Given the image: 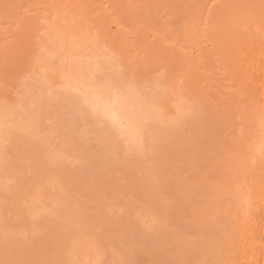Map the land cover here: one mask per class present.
Returning <instances> with one entry per match:
<instances>
[{
    "label": "rangeland",
    "instance_id": "obj_1",
    "mask_svg": "<svg viewBox=\"0 0 264 264\" xmlns=\"http://www.w3.org/2000/svg\"><path fill=\"white\" fill-rule=\"evenodd\" d=\"M29 49L26 55L31 53ZM24 57L20 55L17 65ZM120 58L116 55L99 63L98 81L103 78L104 83L118 88L137 83L142 89L147 87L143 91L150 89L149 96L146 92L145 98L154 109L149 111H157L164 93L159 74V78L147 76L151 78L148 80L141 76L148 84L143 81L144 87L139 86L140 75H133L139 80L132 77L133 73L134 80L129 79V71L125 76L126 67L131 65L121 63ZM16 66L12 76L9 74L6 90L1 88L5 92L0 89V113L13 109V120L23 124L8 136L0 155V264H75L73 255L82 254L87 240L102 252V264H114L121 254L132 264H205L207 259L224 264L227 244L224 250L220 245L227 243L233 221L227 212L229 197L219 192L226 189L227 178L235 177L230 170L236 160L234 154L230 155L239 125L232 126V132L223 115L218 118L219 111L199 104L194 111L175 117V124L169 120L168 125L153 122L151 128L157 133L152 131L151 139H155H148L156 141L152 156H122L111 130L100 124L98 127L90 115H83L75 99L57 90L49 94L39 89V79L20 77L25 72H18L20 66L18 71ZM20 78L26 79V85L19 87V94L14 84L21 85L22 80L15 81ZM152 104L158 105L154 108ZM220 121L228 129L225 125L223 129ZM230 140L234 143L227 144ZM109 145L112 150L106 151ZM36 192L44 193L38 207L32 204L36 211L30 213L28 208ZM153 218L158 224L150 227ZM210 263L207 260L206 264Z\"/></svg>",
    "mask_w": 264,
    "mask_h": 264
},
{
    "label": "bare ground",
    "instance_id": "obj_2",
    "mask_svg": "<svg viewBox=\"0 0 264 264\" xmlns=\"http://www.w3.org/2000/svg\"><path fill=\"white\" fill-rule=\"evenodd\" d=\"M26 46L33 49L27 48L31 49L29 55H26ZM20 55L26 58L17 65ZM116 55L121 57L120 62L131 65L123 63L127 66V71L123 67L125 74L130 73V76L129 73L125 75L129 79L133 75L147 79L159 74L160 87L164 86V95L158 101L160 108L156 104L155 112H151L154 109L150 108L148 97L149 103L146 102L145 94L150 90L143 91L147 88L142 85L146 79L141 78L139 84L144 89L138 87V83L120 88L125 94L120 115L126 126L139 132L144 142L142 153L128 152L119 143L122 156L137 154V158H142L149 156L151 150L154 153L156 141L148 139L157 133L151 128L155 121L162 124L169 120L168 123L175 124V117L187 113V105L192 101L196 105L213 106L214 111L220 112L215 113L218 118L222 114L225 122L231 125L232 132V126H240L237 127L240 136L234 135L238 139L234 147L231 145L234 153L227 149L236 160L230 167L235 177L229 174L225 180L226 189L222 188L226 194L219 192L230 200L227 212L233 221L232 239L229 234L230 241H226V237L227 243L220 245L223 244L224 250L227 244L228 253L217 251V254L224 255V264H264V0H0V89L6 90L11 71L17 65V71L20 66L18 72H25L20 77L29 75L34 80L39 79V89L48 90L47 93L57 90L75 99L62 90V85L69 79L109 84L104 83L103 78L98 81V65L103 59L107 61ZM48 57L52 59L49 64ZM25 80H15L21 82V85L14 84L19 94V87L26 83ZM12 90L16 93L11 87ZM14 113L13 109L0 113V155L8 136L23 125L13 120ZM225 122H222L223 129ZM97 124L98 127L103 124L111 130L115 140L119 139L118 130L112 129L103 118ZM38 193L29 205L30 213L36 211L32 206L41 203L40 194L44 192ZM89 243L83 244L82 254L74 251L75 264L87 261L102 264V252H97Z\"/></svg>",
    "mask_w": 264,
    "mask_h": 264
},
{
    "label": "snow or ice",
    "instance_id": "obj_3",
    "mask_svg": "<svg viewBox=\"0 0 264 264\" xmlns=\"http://www.w3.org/2000/svg\"><path fill=\"white\" fill-rule=\"evenodd\" d=\"M62 90L75 98V102L83 115H90L97 123L100 122V118H103V121H106L112 129L118 130V143H122L128 152H143L144 142L139 132L126 126L120 115L125 96L122 89L110 84L96 85L86 80L73 81L69 79L66 84L62 85ZM195 108L196 102L192 101L187 105L186 111L192 112ZM100 126L103 127V124ZM112 147L109 145L106 151H111ZM51 214L54 215V213ZM157 224V219L153 218L150 227ZM52 227L54 228L55 225ZM86 264H96V262L87 261ZM114 264H132V261L124 258L121 254V258L114 261Z\"/></svg>",
    "mask_w": 264,
    "mask_h": 264
}]
</instances>
